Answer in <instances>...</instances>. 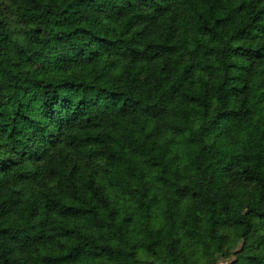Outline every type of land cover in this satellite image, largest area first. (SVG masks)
I'll use <instances>...</instances> for the list:
<instances>
[{"label":"trees","instance_id":"1","mask_svg":"<svg viewBox=\"0 0 264 264\" xmlns=\"http://www.w3.org/2000/svg\"><path fill=\"white\" fill-rule=\"evenodd\" d=\"M5 1L0 264H264V0Z\"/></svg>","mask_w":264,"mask_h":264},{"label":"rangeland","instance_id":"2","mask_svg":"<svg viewBox=\"0 0 264 264\" xmlns=\"http://www.w3.org/2000/svg\"><path fill=\"white\" fill-rule=\"evenodd\" d=\"M0 13H4V14H7L9 15V21L11 23V26L12 27H15L16 24L15 22L13 21L12 17H11V8L9 7V5L7 4V2L5 0H0ZM240 245V240L238 238H234L231 243H230V246H229V249L232 251L236 248H238ZM224 257V256H223ZM227 256H225V259H226Z\"/></svg>","mask_w":264,"mask_h":264}]
</instances>
